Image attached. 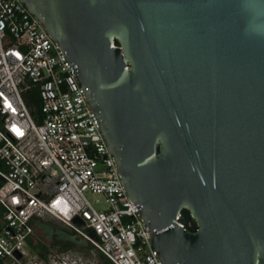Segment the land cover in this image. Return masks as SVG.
Here are the masks:
<instances>
[{"label": "water", "instance_id": "1", "mask_svg": "<svg viewBox=\"0 0 264 264\" xmlns=\"http://www.w3.org/2000/svg\"><path fill=\"white\" fill-rule=\"evenodd\" d=\"M22 1L78 65L164 263L264 264V0Z\"/></svg>", "mask_w": 264, "mask_h": 264}, {"label": "built area", "instance_id": "2", "mask_svg": "<svg viewBox=\"0 0 264 264\" xmlns=\"http://www.w3.org/2000/svg\"><path fill=\"white\" fill-rule=\"evenodd\" d=\"M89 195L105 197L104 206ZM50 218L112 264H165L155 230L125 190L78 65L22 0H0V263L85 264L68 252L35 253L38 221Z\"/></svg>", "mask_w": 264, "mask_h": 264}, {"label": "trees", "instance_id": "3", "mask_svg": "<svg viewBox=\"0 0 264 264\" xmlns=\"http://www.w3.org/2000/svg\"><path fill=\"white\" fill-rule=\"evenodd\" d=\"M30 106L32 107V104ZM39 230L46 235V240L53 241L52 246L54 247L58 246L61 249H84L87 247V241L81 240L82 238L80 239L73 230L68 229V227L62 228L50 219L38 221V231ZM52 246L47 245L44 241H40L38 244H33L32 242L35 253L46 259L51 254ZM99 257L103 264H112L103 254L99 253ZM0 264L8 263L1 262Z\"/></svg>", "mask_w": 264, "mask_h": 264}, {"label": "rangeland", "instance_id": "4", "mask_svg": "<svg viewBox=\"0 0 264 264\" xmlns=\"http://www.w3.org/2000/svg\"><path fill=\"white\" fill-rule=\"evenodd\" d=\"M32 92L30 93H25L24 96H31ZM37 107H39V103H37ZM89 198L91 201L94 202L95 206L97 208H102L104 206L105 203V197L103 196H99V195H89ZM99 201V202H98ZM50 220L54 221L55 223H57L60 227L62 228H67L64 224L60 223L57 220H53L50 218ZM70 229V228H68ZM46 235L42 232V231H38L37 235L35 236V244H38L40 241H44L47 245L52 246L53 241L50 240H46L45 239ZM79 237V236H78ZM81 239V238H80ZM83 241H86L84 239H81ZM91 248V249H89ZM70 253L73 256H77V257H82L85 264H103L100 260L99 257V252L87 241V247H85L84 249H77V248H71V249H61L60 247L56 246H52L51 248V254L54 255H59L62 253Z\"/></svg>", "mask_w": 264, "mask_h": 264}]
</instances>
